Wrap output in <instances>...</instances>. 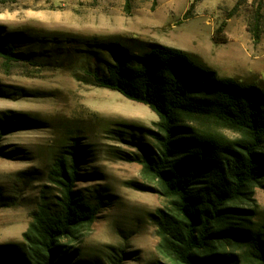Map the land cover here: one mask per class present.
Returning <instances> with one entry per match:
<instances>
[{
	"label": "rangeland",
	"instance_id": "rangeland-1",
	"mask_svg": "<svg viewBox=\"0 0 264 264\" xmlns=\"http://www.w3.org/2000/svg\"><path fill=\"white\" fill-rule=\"evenodd\" d=\"M0 32L26 36L34 52L31 61L11 66L0 59V118L14 112L33 121L1 138L11 156H0V246L22 243L42 193L50 200L58 195L49 172L77 138L87 175L77 190L102 208L67 243L89 264H109L118 249L128 254L125 264L163 261L154 215L165 202L143 190L142 166L128 160L152 144L158 117L88 84L96 56L106 58L91 50L106 40L136 52L140 43L160 44L220 78L264 89V0H0ZM254 200L245 207L260 223L264 190Z\"/></svg>",
	"mask_w": 264,
	"mask_h": 264
},
{
	"label": "trees",
	"instance_id": "trees-1",
	"mask_svg": "<svg viewBox=\"0 0 264 264\" xmlns=\"http://www.w3.org/2000/svg\"><path fill=\"white\" fill-rule=\"evenodd\" d=\"M28 42L22 34L0 32L4 65L31 61ZM94 47L106 58L96 56L98 65L87 71L86 82L145 105L158 117L152 144L143 143L140 154L128 159L142 166L143 190L165 202L154 215L164 260L153 264H264V221H254L245 207L254 203L257 189L264 190V89L220 78L173 47L140 43L136 52L112 40ZM1 115L0 142L4 132L33 123L14 112ZM82 154L75 138L56 155L49 182L58 195L50 200L42 193L22 243L0 246V264H89L67 243L102 208L77 190L87 177ZM0 156H11L1 144ZM127 256L118 249L109 264H125Z\"/></svg>",
	"mask_w": 264,
	"mask_h": 264
}]
</instances>
